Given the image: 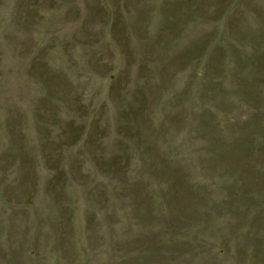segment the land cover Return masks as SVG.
Here are the masks:
<instances>
[{
    "label": "rangeland",
    "instance_id": "rangeland-1",
    "mask_svg": "<svg viewBox=\"0 0 264 264\" xmlns=\"http://www.w3.org/2000/svg\"><path fill=\"white\" fill-rule=\"evenodd\" d=\"M0 264H264V0H0Z\"/></svg>",
    "mask_w": 264,
    "mask_h": 264
}]
</instances>
